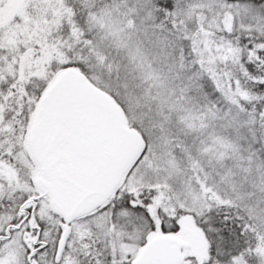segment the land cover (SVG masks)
Segmentation results:
<instances>
[{"label": "snow or ice", "instance_id": "6c2138e0", "mask_svg": "<svg viewBox=\"0 0 264 264\" xmlns=\"http://www.w3.org/2000/svg\"><path fill=\"white\" fill-rule=\"evenodd\" d=\"M0 264H264V0H0Z\"/></svg>", "mask_w": 264, "mask_h": 264}]
</instances>
